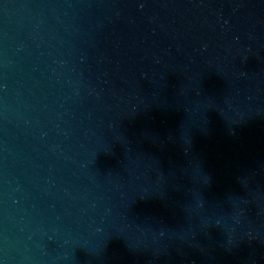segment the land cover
Wrapping results in <instances>:
<instances>
[{
  "label": "water",
  "instance_id": "water-1",
  "mask_svg": "<svg viewBox=\"0 0 264 264\" xmlns=\"http://www.w3.org/2000/svg\"><path fill=\"white\" fill-rule=\"evenodd\" d=\"M0 264H264V0H0Z\"/></svg>",
  "mask_w": 264,
  "mask_h": 264
}]
</instances>
